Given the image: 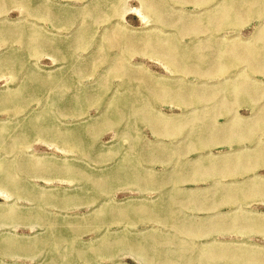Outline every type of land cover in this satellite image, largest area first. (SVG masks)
Here are the masks:
<instances>
[{
	"label": "rangeland",
	"instance_id": "1",
	"mask_svg": "<svg viewBox=\"0 0 264 264\" xmlns=\"http://www.w3.org/2000/svg\"><path fill=\"white\" fill-rule=\"evenodd\" d=\"M102 1L35 0L32 5L40 8L32 13L11 0H0V31H6L5 38L0 34V131L10 128L0 133L8 136H0V264H189L187 260L193 264L196 254L195 262L203 256L207 264H264V230L253 229L247 221L264 220V71L253 72L249 62L227 70L225 62L216 57L219 47L226 50L233 44L243 48L259 43V36H264V15L251 16L242 10L237 26L224 27L218 33L205 26L198 37L193 34L191 38L180 22L206 16L217 18L218 9L229 0H166L161 6L160 22L147 16L141 0H120L118 14L98 20L91 9ZM94 19L97 38L80 45L81 31ZM205 24L204 20L202 25ZM115 34L140 38L178 34L179 44L186 43L184 48L200 49L208 60L203 70H208L196 73L194 62L188 61V71L182 67L175 71V66L145 45L131 51L120 45H100L103 38ZM260 64L264 65V61ZM116 68L127 71L129 82L126 76L117 77ZM233 69L242 72L235 77ZM243 82L252 88V99L234 92L206 98L196 106L191 97L195 91L217 93L224 84ZM163 85L176 88L167 95L162 92L158 101H151L150 89L160 92ZM189 89L192 91L185 93ZM12 96L20 100L16 112L12 110L14 102H9ZM119 99L121 103L125 101V109L117 107ZM136 100L150 101L153 123L134 112ZM196 117L201 119V127L191 123L180 127L179 121L185 118V123L186 118ZM157 124L161 129H155ZM198 128H205L201 143L193 137ZM56 134H70L72 139L65 141ZM134 165L142 169L133 172ZM123 166L125 173L119 172ZM4 167L10 170L9 175L1 173ZM9 182L15 183L14 187ZM96 183L106 186L99 188ZM240 186H246L243 197L238 195ZM169 197L178 203L174 206ZM152 206L175 209L157 213L148 210ZM171 211L176 217L169 221L147 218L156 214L170 216ZM155 240L160 244L156 245ZM216 250L219 258L210 262ZM252 252L257 258L251 257ZM138 253L148 254L143 258Z\"/></svg>",
	"mask_w": 264,
	"mask_h": 264
},
{
	"label": "bare ground",
	"instance_id": "2",
	"mask_svg": "<svg viewBox=\"0 0 264 264\" xmlns=\"http://www.w3.org/2000/svg\"><path fill=\"white\" fill-rule=\"evenodd\" d=\"M13 3H16V4H19V5H22L24 8H25V10L27 11V12H34V11H36V10H38L40 7H39V5H38V7H36V6H34V5H32V1H35V0H11ZM44 1H46V0H44ZM87 1V0H86ZM94 1H97V0H94ZM100 1V0H99ZM102 1V0H101ZM192 1H195V0H192ZM197 1V0H196ZM200 2H205L206 0H199ZM210 1V0H209ZM63 2V1H62ZM65 2V1H64ZM141 2H142V5H143V7L145 8H143L144 9V11L146 10V14H147V16H152V17H155V19L158 21V22H160L161 20H162V12H161V6H163V4L164 3H166V0H141ZM41 3V2H40ZM96 4H97V2H95ZM119 3H120V0H103L100 4H98L97 6L95 5L94 7H93V9H91V13L93 14V17L94 18H97L98 20H99V18H101L102 16H107V17H109V16H112V15H114V13H117L116 11H117V9H119ZM219 3V2H218ZM47 4V3H46ZM56 4V3H55ZM94 4V3H93ZM206 4V3H205ZM86 5V4H85ZM85 5H83V6H85ZM141 5V6H142ZM189 5V4H188ZM40 6H42L41 4H40ZM50 6V5H49ZM53 6V5H52ZM57 6V5H56ZM168 6H169V4H168ZM203 6V5H202ZM212 6V5H211ZM214 6V5H213ZM212 6V7H213ZM64 7V6H63ZM75 7H78V6H75ZM91 8V7H90ZM50 9V8H49ZM211 8H209V10H210ZM23 10V9H22ZM42 10H43V8H42ZM47 10V9H46ZM52 10V9H51ZM57 10V9H56ZM55 10V11H56ZM70 10V9H69ZM71 10H73V9H71ZM179 10V9H178ZM180 10H182V9H180ZM242 10L244 11V12H248L251 16L252 15H262V17H263V15H264V0H229L224 6L222 5L221 6V8L220 9H218V15L216 16L217 18H215V16H210L209 18L206 16V17H203V18H201L200 20H195V21H192V20H188V19H186V20H182V22H180V24H179V26H181V28H182V30L184 31V33H186L188 36H190L191 37V35H195L196 37H198V33L199 32H201L200 30L202 29V28H204L205 26L206 27H208V28H210L212 31H221L224 27H235V26H237V24H239L238 22H237V20H238V18L240 17L239 15L240 14H242ZM2 11V10H1ZM24 11V10H23ZM58 11V10H57ZM88 11V10H87ZM184 11V10H183ZM207 11V9H205V10H203V12H206ZM187 12H189V11H187ZM42 13H44V10H43V12ZM53 13H54V11H53ZM73 13H74V11H73ZM78 13V12H77ZM88 13V12H87ZM186 13V12H185ZM192 13V12H191ZM202 13V12H201ZM76 14V13H75ZM79 14V13H78ZM118 14V13H117ZM144 14V13H143ZM83 15V14H82ZM221 15H223V17L221 16ZM76 16H77V14H76ZM116 16V15H115ZM187 16H190V15H187ZM191 16H194V15H191ZM196 16H197V14H196ZM199 16H201V15H199ZM64 17V16H63ZM71 18H72V16H70ZM87 17V16H86ZM89 17V16H88ZM65 18V17H64ZM113 18V17H112ZM53 19V18H52ZM75 19H77V18H75ZM110 19V18H109ZM108 19V20H109ZM206 19H209L208 21L206 20ZM54 20V19H53ZM68 20V19H67ZM73 20V19H72ZM111 20V19H110ZM205 20V25H202V22ZM64 21V20H63ZM74 21V20H73ZM89 21V20H88ZM102 21V20H101ZM105 21V20H104ZM53 22V21H52ZM56 22V21H55ZM156 22V21H155ZM26 23V22H25ZM29 23V22H28ZM37 23V22H36ZM59 23V22H58ZM64 23V22H63ZM105 23V22H104ZM38 24V23H37ZM96 24H97V21L94 19V20H92L91 22H89V24L87 25V28L85 29V30H82L81 32L82 33H80V36H79V39L81 38V41H79V44L80 45H85L86 43H88L89 42V44H90V41H92V40H94V39H96L97 37H96V35L97 34H95V30H96ZM115 24V23H114ZM162 24V23H161ZM32 25V24H31ZM67 25H69V24H67ZM163 25V24H162ZM2 26V25H1ZM4 26V25H3ZM2 26V27H3ZM36 26V25H35ZM83 26H85V24L83 25ZM107 26V25H106ZM109 26V25H108ZM159 26V25H158ZM26 27H27V25H26ZM80 27V26H79ZM82 27V26H81ZM105 27V26H104ZM167 27V26H166ZM173 27V26H172ZM18 28H20V27H18ZM77 28H78V26H77ZM157 28V27H156ZM2 29H4V28H2ZM27 30H28V28H26ZM76 29V28H75ZM2 31V30H1ZM0 31V32H1ZM30 31V30H29ZM37 31H38V29H37ZM70 31V30H69ZM104 31V30H103ZM224 31V30H223ZM3 32H4V30H3ZM3 32H1L0 34H2V37L3 38H5L4 36L6 35V34H4ZM44 32H46V31H44ZM166 32V31H165ZM178 32H179V29H178ZM211 32V31H210ZM12 33V32H11ZM17 33V32H16ZM15 33V34H16ZM72 33V32H71ZM71 33H70V35H71ZM99 33V32H98ZM216 33H218V32H216ZM7 34H10V31H9V33H7ZM50 34V33H49ZM101 34H102V32H101ZM162 34H163V32H162ZM221 34V33H220ZM29 35V34H28ZM30 35H31V32H30ZM30 35L27 37L28 39H29V37H30ZM66 35V34H65ZM164 35V34H163ZM175 35V34H174ZM200 35H202V34H200ZM205 35V34H204ZM213 35H215V34H213ZM11 36V35H10ZM17 36V35H16ZM45 36V35H44ZM43 36V37H44ZM48 36V35H47ZM177 36H178V34H177ZM177 36H173V35H171V34H167L166 36H165V38H162V37H147V38H140V37H137V36H128V37H126L125 36V34H115V35H111V36H107L106 38H103L102 39V41L100 42V45L102 46H104L105 48H107V47H110L112 44L113 45H120V46H124V47H126L127 48V51H131L132 49H136V47H139V46H147V49H149V50H152V49H155V51L157 52V53H159V55L160 56H162L166 61L165 62H170L171 64H172V66L174 67H176V70L175 71H179V70H182V69H180L181 67L184 69V70H186V71H188V69H189V65H190V63L188 62V61H193L194 62V71L196 72V73H204L205 74V71L206 70H208V68L206 69V70H203V67H206V66H208V60H206V58H205V56H203V54H201L200 53V49L197 47V46H193V47H190V46H187L186 48H184L183 47V45L184 44H186V43H184V42H182V43H184L183 45H180L179 44V37H177ZM216 36H218V35H216ZM215 36V37H216ZM42 37V36H41ZM46 37V36H45ZM101 37H103V36H101ZM213 37V36H212ZM214 37V38H215ZM236 37V36H235ZM48 38V37H47ZM58 38H59V36H58ZM185 38V37H184ZM192 38V37H191ZM206 38V37H205ZM213 38V39H214ZM224 38V37H223ZM227 38V37H226ZM56 39V38H55ZM60 39V38H59ZM101 39V38H100ZM180 39H183V38H180ZM194 39V38H193ZM196 39V38H195ZM202 39V38H201ZM231 39V38H230ZM229 39V40H230ZM253 39V38H252ZM227 40V39H226ZM36 41H38V40H36ZM45 41V40H44ZM56 41H58V39H56ZM198 41V40H197ZM25 42H26V40H25ZM46 42V41H45ZM196 42V41H195ZM258 42L259 43H257V44H255V45H249V46H244L243 48H240L239 47V45L238 44H233V46L232 47H229L228 49H226L225 50V48H222V47H219V49H218V51H217V55H216V57L223 63V62H225V65H226V69L228 70V69H232V68H235L237 65H239V64H241V63H248L249 62V66L251 67V69H252V71L253 72H255V71H260V70H262V71H264V65H262V64H260V61H264V36L263 35H261V36H259V39H258ZM23 43V42H22ZM27 43H28V41H27ZM33 43V42H32ZM39 42H37V44H38ZM54 43V42H53ZM53 43H52V45H53ZM94 43V42H93ZM190 43V42H189ZM29 44V43H28ZM44 44V43H43ZM47 44V43H46ZM55 44V43H54ZM63 44V43H62ZM91 44H92V42H91ZM155 44H157V47H155ZM27 45V44H26ZM39 45V44H38ZM41 45V44H40ZM51 45V46H52ZM68 45V44H67ZM23 46H25V45H23ZM28 46V45H27ZM32 46H33V44H32ZM45 45H43L42 47H44ZM64 46V45H63ZM69 46V45H68ZM67 46V47H68ZM71 46V45H70ZM38 47V46H37ZM50 47V46H49ZM62 47V46H61ZM53 48V47H52ZM43 49V48H42ZM54 49V48H53ZM56 49V48H55ZM65 49H67V48H65ZM73 49V48H72ZM94 49V48H93ZM109 49V48H108ZM111 49H112V47H111ZM209 50V49H208ZM225 50V51H224ZM44 51V50H43ZM55 51V50H54ZM105 52H107L106 50H104ZM42 52V51H41ZM149 52V51H148ZM205 52V51H204ZM210 52V51H209ZM11 53V52H10ZM14 53V52H13ZM91 53V52H90ZM126 53V52H125ZM39 54V53H38ZM67 54V53H66ZM75 54V53H74ZM97 54V53H96ZM95 54V55H96ZM117 54V53H116ZM128 54V53H127ZM126 54V55H127ZM76 55V54H75ZM123 55V54H122ZM149 55H151V54H149ZM89 57V56H88ZM124 57V56H123ZM127 57V56H126ZM78 58V57H77ZM82 58V57H81ZM73 59V58H72ZM79 59V58H78ZM91 59V58H90ZM107 59V58H106ZM109 59V58H108ZM107 59V60H108ZM4 60V59H3ZM12 59H10V61H11ZM24 60V59H23ZM126 60V59H125ZM74 61V60H73ZM99 61V60H98ZM106 61V60H105ZM109 61V60H108ZM6 62V61H5ZM5 62H3V63H5ZM12 62V61H11ZM30 63H32V62H30ZM76 63V62H75ZM247 63H246V65H247ZM13 64V63H12ZM100 64V63H99ZM167 64H169V63H167ZM4 65V64H3ZM7 65H8V63H7ZM170 65V64H169ZM20 66V65H19ZM30 66H31V64H30ZM76 66V65H75ZM95 66V65H94ZM138 66V65H137ZM10 68H11V66H9ZM83 67V66H82ZM97 67V66H96ZM95 67V68H96ZM98 67H99V65H98ZM25 68V67H24ZM29 68V67H28ZM237 68V67H236ZM240 68V67H239ZM74 69V68H73ZM97 69V68H96ZM246 69V68H245ZM75 70H76V68H75ZM74 70V72H76ZM11 71H12V69H11ZM10 71V72H11ZM24 71H25V69H24ZM28 71V70H27ZM63 71V70H62ZM70 71V70H69ZM23 72V71H22ZM65 72V71H64ZM93 72V71H92ZM96 72V71H95ZM104 72V71H103ZM232 72H234V69H233V71ZM242 72V71H241ZM240 71H237L236 72V70H235V72L233 73L234 75H235V77H238L239 75H240V73H241ZM249 72V71H248ZM102 73V72H101ZM110 73V72H109ZM112 73V72H111ZM114 73H116L117 74V77H118V75H120L121 77H125L126 76V78H125V81L126 82H129V80L131 79V77L128 75L127 76V71L126 70H124V68H116V72H114ZM178 73V72H177ZM236 73V74H235ZM12 74H13V72H12ZM95 74V73H94ZM180 74H182V73H180ZM185 74V73H184ZM187 74V73H186ZM250 74V73H249ZM36 74H34V76H35ZM38 75V74H37ZM110 75V74H109ZM193 75V74H192ZM31 76V75H30ZM33 76V75H32ZM73 76V75H72ZM75 76V75H74ZM112 76H114V75H112ZM248 76V75H247ZM114 77H116V76H114ZM113 77V78H114ZM180 77H182V75H180ZM210 77V76H209ZM32 78H34V77H32ZM170 78V77H169ZM176 78V77H175ZM224 78V77H223ZM228 78V77H227ZM232 78V77H231ZM37 79H39V78H37ZM97 79V78H96ZM206 79V78H205ZM57 80H58V78H57ZM111 80H112V78H111ZM204 80V79H203ZM229 80V79H228ZM233 80V79H232ZM36 81V80H35ZM39 81V80H38ZM156 81V80H155ZM184 81V80H183ZM224 81H226V80H224ZM98 81H96V83H97ZM133 82V81H132ZM161 84H162V82L161 81H159ZM209 82V81H208ZM52 83V82H51ZM61 83V82H60ZM71 83V82H70ZM135 83H136V81H135ZM134 83V84H135ZM156 83V82H155ZM171 83V82H170ZM26 84V83H25ZM24 84V85H25ZM112 84V83H111ZM129 84V83H128ZM131 84V83H130ZM159 84V83H158ZM71 85V84H70ZM132 85V84H131ZM135 85H137V84H135ZM157 85V84H156ZM170 85V84H169ZM169 85H163L162 86V89H161V91L160 92H157V90L156 89H154V88H151L150 89V94H149V99L151 100V101H158V99L160 98V94L162 93V92H164L162 95H167L168 93H169V91L170 90H173V89H175L176 87H173V86H169ZM172 85V84H171ZM207 85V84H206ZM216 85V84H215ZM28 86H30V85H28ZM87 86V85H86ZM89 86V85H88ZM97 86V85H96ZM127 86V85H126ZM175 86V85H174ZM194 86H196V85H194ZM43 87V86H42ZM51 87V86H50ZM61 87H64V85L63 86H61ZM78 87H80V86H78ZM94 87V86H93ZM100 87V86H99ZM30 88V87H29ZM32 88V87H31ZM37 88V87H36ZM48 88V87H47ZM69 88H71V86L69 87ZM83 88H85V86L83 87ZM33 89V88H32ZM31 89V90H32ZM64 89V88H63ZM63 89H61V90H63ZM86 89H87V87H86ZM102 89V88H101ZM107 89H108V86H107ZM107 89H102L101 91H103V92H106V90ZM59 90V89H58ZM95 90H96V88H95ZM112 90V89H111ZM128 90H129V85H128ZM219 92H217V93H210V94H203V93H200V92H198V91H195L194 92V94H192L191 95V97H192V100H193V102L195 103V105L196 106H198L199 104H201V102L202 101H204L206 98H210V99H208V100H211V99H214L215 97H220L222 94H230V93H234V92H236V93H239L240 95L242 94L243 95V97H245V98H249V99H252V96L250 95L251 93V91H252V88L251 87H249L246 83H242V84H238V83H233L232 85H227V84H224V85H222V87H220L219 89ZM33 91V90H32ZM60 91V90H59ZM59 91L57 92V93H59ZM99 91V90H98ZM122 91V90H121ZM147 91V90H146ZM146 91H145V93H143V94H146ZM175 91V90H174ZM192 90L191 89H189V90H187L185 93H190ZM33 92H35V91H33ZM37 92V91H36ZM65 92V91H64ZM76 92V91H75ZM118 92V91H117ZM67 93V92H66ZM86 93V92H85ZM84 93V94H85ZM147 93H149V92H147ZM28 94H29V92H28ZM35 94V93H34ZM79 94H80V92H79ZM103 94V93H102ZM110 94V93H109ZM121 94V93H120ZM128 94V93H127ZM127 94H125L124 96H126ZM142 94V93H141ZM31 95H32V93H31ZM59 95H60V93H59ZM63 95V94H62ZM7 96H9V95H7ZM20 96V95H19ZM28 96V95H27ZM26 96V97H27ZM36 96V95H35ZM45 96H47V95H45ZM49 96V95H48ZM64 96H65V93H64ZM70 96V95H69ZM83 96V95H82ZM82 96H80V97H82ZM131 96V95H130ZM180 96V95H179ZM4 96H2V98H3ZM16 97H18V96H12V100L11 101H9L10 103H11V105L13 104L12 103V101L14 102V104L15 105H13V109L12 110H14L15 112L19 109L18 107V105H20L18 102L20 101L18 98H16ZM99 97V96H98ZM111 97V96H110ZM119 97V96H118ZM129 97V96H128ZM243 97H241L242 98V100L243 99H245V98H243ZM25 98V97H24ZM23 98V99H24ZM29 98V97H28ZM34 98V97H33ZM32 98V99H33ZM71 98V97H70ZM85 98V97H84ZM113 98V97H112ZM229 98V97H228ZM1 99V98H0ZM4 99H5V97H4ZM6 99H9V97L8 98H6ZM13 99H15V100H13ZM30 99V98H29ZM58 99V98H57ZM64 99V98H63ZM71 99H73V98H71ZM132 99H133V97H132ZM179 100H180V97L178 98ZM232 99V98H231ZM248 99V100H249ZM22 100V99H21ZM26 100V99H25ZM121 99H119V101H120ZM129 100V98L127 99V100H125V101H128ZM167 100V99H166ZM241 100V99H240ZM241 100V101H242ZM61 101H62V99H61ZM65 101V100H64ZM76 101V100H75ZM118 101V100H117ZM124 101V100H123ZM125 101L124 102H122L121 103V101H120V103H119V105H117V107L119 108V107H121V109L122 108H124L125 109ZM154 101V102H155ZM161 101V100H160ZM159 101V102H160ZM175 101V100H174ZM173 101V102H174ZM244 101V100H243ZM45 102V101H44ZM51 102V101H50ZM133 102V101H132ZM145 102V103H144ZM180 102H182V101H180ZM212 102V101H211ZM245 102V101H244ZM7 103V102H6ZM20 103H22V101L20 102ZM26 104H27V102H25ZM54 103V102H53ZM62 103V102H61ZM97 103V102H96ZM110 103V102H109ZM114 103V102H113ZM152 103V102H151ZM158 103V102H157ZM217 103V102H216ZM220 103H222V106L221 107H223L224 106V103L223 102H220ZM252 103V102H251ZM8 104V103H7ZM6 104V105H7ZM47 104V103H46ZM77 104H79V100H78V103ZM87 104H89V103H87ZM111 104V103H110ZM65 105V104H64ZM206 105H208V104H206ZM1 106V105H0ZM2 106H4V105H2ZM9 106H10V104H9ZM185 106V105H184ZM195 106V109H197V107ZM203 106V105H202ZM205 106V105H204ZM5 107V106H4ZM110 107H111V105H110ZM127 107V106H126ZM220 107V108H221ZM22 108V107H21ZM20 108V109H21ZM48 108H49V105H48ZM109 108V107H108ZM127 108H129V105H128V107ZM151 108H152V106H151V104H150V101H140V100H136V103L133 105V108L132 109H134L135 111L134 112H136V114L137 115H139L141 118H142V120H144L145 122H149V123H153V121H155L154 119V115H153V113L151 112ZM202 108V107H201ZM200 108V109H201ZM205 108V107H204ZM256 108V107H255ZM1 109V108H0ZM51 109V108H50ZM57 109H58V107H57ZM114 109V108H113ZM203 109V108H202ZM226 109V108H225ZM224 109V110H225ZM4 110V109H3ZM29 110V109H28ZM111 111V110H110ZM190 111V110H189ZM192 111V110H191ZM197 111V110H196ZM227 111V110H226ZM39 112V111H38ZM38 112H37V114H38ZM55 112V111H54ZM113 112H115L114 110H113ZM123 112V111H122ZM130 112V111H129ZM215 112V111H214ZM30 113V112H29ZM41 113V112H40ZM48 113V112H47ZM56 113V112H55ZM224 113H225V111H224ZM31 114V113H30ZM43 114V113H42ZM49 114V113H48ZM109 114V113H108ZM129 114V113H128ZM44 115V114H43ZM114 115V114H113ZM118 115V114H117ZM20 116V115H19ZM109 116H111V115H109ZM119 116V115H118ZM132 116V115H131ZM198 116V115H197ZM43 118L42 119H44L45 117H46V115H44V116H42ZM192 117V116H191ZM194 117V116H193ZM23 118V117H22ZM28 118V117H27ZM31 118H33V116L31 117ZM29 119V118H28ZM34 119V118H33ZM40 119V118H39ZM41 119V120H42ZM48 119V117L46 118V120ZM120 119V118H119ZM187 119V122H185V123H183L184 122V120H185V118H184V120H182L183 122H181V121H179V124H180V127H183L185 124H189V123H191L192 125L193 124H195L196 126L198 125V126H200V121H201V119L200 118H198V117H196V118H186ZM13 120V119H12ZM45 120V119H44ZM112 120V119H111ZM207 121V120H206ZM21 122H22V120H21ZM41 122V121H40ZM43 122V121H42ZM41 122V123H42ZM144 122V123H145ZM27 123V122H26ZM25 123V124H26ZM115 123V122H114ZM166 122H164V124H165ZM216 123H217V121H216ZM36 124V123H35ZM37 124H38V122H37ZM54 124V123H53ZM80 124V123H79ZM119 124H120V122H119ZM147 124V123H146ZM175 124V122H173L172 123V125H174ZM176 124H178V122H176ZM260 124V123H259ZM261 124H264V123H261ZM40 125V124H39ZM38 125V126H39ZM78 125V124H77ZM116 125H117V123H116ZM166 125V124H165ZM191 125V126H192ZM202 125V124H201ZM42 126V125H41ZM56 126H57V124H56ZM197 126V127H198ZM252 126V125H251ZM250 126V127H251ZM1 127V126H0ZM31 127H32V125H31ZM35 127H37V125L36 126H33V128H34V130L36 129ZM136 127V126H135ZM196 127V128H197ZM201 127V126H200ZM32 128V129H33ZM45 128H47V126L45 127ZM21 129V128H20ZM48 130H50V129H53V131L55 130V128L53 127H51V128H47ZM136 129V128H135ZM155 129L156 130H159V129H161V126L159 127V125L157 124L156 126H155ZM204 129L205 128H198V130H197V134H195L193 137L195 138V140L197 141V142H204V140L202 139L203 137H204V133L205 132H203L204 131ZM10 130V128H3V130L2 131H0V133H2V132H5V131H9ZM29 130H30V128H29ZM39 131L38 132H40V127H39V129H38ZM47 130V132H49ZM42 131V130H41ZM57 131H58V129H57ZM61 131V130H60ZM85 131V130H84ZM196 131V130H195ZM37 132V133H38ZM43 132V131H42ZM64 132H65V130H64ZM44 133V132H43ZM51 133V132H50ZM59 132H57V134H58ZM133 133V132H132ZM45 134H46V132H45ZM49 134V133H48ZM56 134V137L57 138H64L65 139V141H68V139H72L70 136V134L67 136V134H65V135H57ZM62 134H63V131H62ZM20 135V134H19ZM52 135V134H51ZM189 135V134H188ZM243 135V134H242ZM1 136V135H0ZM5 136L8 138V136L6 135V133L3 135V137L2 138H5ZM87 136V135H86ZM134 136V135H133ZM247 136H248V134H247ZM1 137H0V140H1ZM25 137L26 136H24V139H25ZM36 137V136H35ZM48 137H50V136H48ZM139 137H140V135H139ZM13 138V137H12ZM15 138V137H14ZM13 138V139H14ZM23 138V137H22ZM29 138V137H28ZM55 138V137H54ZM54 138H53V140H54ZM91 138V137H90ZM136 138V137H135ZM192 138V137H191ZM236 138H238V137H236ZM10 139V138H9ZM23 139V140H24ZM64 139H62V140H64ZM80 139V138H79ZM3 140V139H2ZM194 140V141H195ZM6 141V140H5ZM5 141H3L2 143L4 144V142ZM12 141H14V140H12ZM15 141H16V138H15ZM26 141V139L24 140V142ZM134 141V140H133ZM139 141H140V139H139ZM195 141V142H196ZM18 142V141H17ZM79 142H81L80 140H79ZM83 142V141H82ZM138 142V141H137ZM230 142V141H229ZM21 144V143H20ZM77 144H79V143H77ZM17 145H18V143H17ZM82 145V144H81ZM134 146V145H133ZM197 146V145H196ZM205 146V145H204ZM91 148V147H90ZM82 149H83V146H82ZM94 149V148H93ZM92 149V150H93ZM95 150V149H94ZM87 151V150H86ZM133 151V150H132ZM194 151V150H193ZM92 152V151H91ZM116 152H117V150H116ZM127 152V151H126ZM134 152V151H133ZM84 153H86V152H84ZM118 153V152H117ZM124 153V152H123ZM116 154V153H115ZM119 154V153H118ZM83 155V154H82ZM90 155H92L91 153H90ZM117 155V154H116ZM130 155V154H129ZM134 155V154H133ZM3 158V157H2ZM95 158V157H94ZM131 158V157H130ZM134 158V157H133ZM136 158H137V156H136ZM141 158V157H140ZM143 160V159H142ZM145 160V159H144ZM143 160V161H144ZM134 161L135 160H133V163H134ZM4 163V162H3ZM13 163V162H12ZM129 163H130V160H129ZM204 163V162H203ZM2 164V163H1ZM186 164V163H185ZM15 166V165H14ZM189 166V165H188ZM11 167V166H10ZM87 167V166H86ZM126 166H123V167H121L120 168V171L119 172H123V173H125V172H127V171H125L126 170V168H125ZM68 168H70V166L68 167ZM245 168V167H244ZM9 169H11V168H9ZM74 169V168H73ZM89 169V168H88ZM132 169H133V172H139V170H141V169H139L138 167H137V165H134V166H132ZM186 169H187V167H186ZM242 169V171H244L243 170V168H241ZM240 169V170H241ZM84 170V169H83ZM131 170V169H130ZM10 170H8L7 168H5L4 167V169L1 171V173L2 172H4V173H7V172H9ZM14 171V170H13ZM115 171V170H114ZM129 171V170H128ZM183 171V170H182ZM181 171V172H182ZM15 172V171H14ZM73 172V171H72ZM142 172V171H141ZM11 173V172H10ZM71 173V172H70ZM114 173V172H113ZM8 175H9V173H7ZM107 174V173H106ZM120 174V173H119ZM129 174H131V173H129ZM180 174H182V173H180ZM11 175V174H10ZM16 175V174H15ZM110 175H112V173L110 174ZM127 175V174H126ZM5 176V175H4ZM71 176V175H70ZM86 176V175H85ZM85 176H83V177H85ZM129 176V175H128ZM127 176V177H128ZM131 176V175H130ZM129 176V177H130ZM177 176V175H176ZM15 177H18L17 175L15 176ZM75 177V176H74ZM78 177V176H77ZM82 177V176H81ZM88 177V176H87ZM87 177H85V178H87ZM89 177H90V175H89ZM121 177V176H120ZM124 177H125V175H124ZM134 177V176H133ZM178 177H179V175H178ZM1 178H2V176H1ZM9 178V177H8ZM107 178H108V176H107ZM106 178V179H107ZM116 178V177H115ZM114 178V179H115ZM132 178V177H131ZM131 178H129L128 180H130ZM177 178V177H176ZM82 179V178H81ZM111 179V178H110ZM6 180V179H5ZM4 180V181H5ZM12 180L14 181V179L12 178ZM11 180V181H12ZM86 180V179H85ZM90 180V179H89ZM125 180V179H124ZM3 181V182H4ZM9 181V180H8ZM7 181V182H8ZM81 181H83V180H81ZM94 181V180H93ZM105 181V180H104ZM106 181H108V180H106ZM123 181V180H122ZM131 181H134V180H131ZM15 182V181H14ZM21 182V181H20ZM86 182H87V180H86ZM92 182V181H91ZM90 182V183H91ZM124 182V181H123ZM126 182V181H125ZM129 182V181H128ZM127 182V183H128ZM6 183V182H5ZM13 183V182H12ZM12 183H10L9 182V184L10 185H12ZM17 183V182H16ZM134 183H135V181H134ZM133 183V184H134ZM15 184V183H14ZM13 184V185H14ZM20 184H22V183H20ZM107 184H109V183H107ZM120 184V183H119ZM123 184V183H122ZM129 184L130 185H132L133 186V184H131L130 182H129ZM12 185V186H13ZM96 185L99 187V188H101V187H104V186H106V183H96ZM110 185V184H109ZM128 184H126V186H127ZM136 185H138L137 183L135 184V186ZM17 186H19V185H17ZM16 186V187H17ZM88 186V185H87ZM125 186V185H124ZM141 186V185H140ZM164 186V185H163ZM14 187V186H13ZM21 187H23V186H21ZM91 188H92V186H90ZM244 187H246V186H243V187H241L240 186V188L237 190L238 191V195H241L242 193H243V191L245 190V188ZM3 188V187H2ZM11 188V187H10ZM18 189H19V187H17ZM90 188V189H91ZM12 189V191H13V188H11ZM10 190V189H9ZM14 190H16V188L14 189ZM79 190V189H78ZM107 190V189H106ZM17 191V190H16ZM97 191H98V189H97ZM102 191H103V189H102ZM220 191V190H219ZM18 192V191H17ZM99 192H101V191H99ZM168 192V191H167ZM166 192V193H167ZM21 193V192H20ZM9 194V193H8ZM170 194V193H169ZM218 194V193H217ZM221 194V193H220ZM171 195V194H170ZM169 195V196H170ZM183 195V194H182ZM166 196V195H165ZM176 196H178V195H176ZM185 196H187V195H185ZM242 196V195H241ZM179 197V196H178ZM243 197V196H242ZM168 198V197H167ZM170 198V197H169ZM184 198V197H183ZM185 198H187V197H185ZM184 198V199H185ZM241 198V197H240ZM246 198V197H245ZM93 198H91V200H92ZM170 199H172V204L175 206V203L177 202L178 203V200L177 201H175V199H173V198H170ZM166 200V199H165ZM216 200V199H215ZM240 200V199H239ZM217 201V200H216ZM225 201H226V199H225ZM232 200L231 199H229L228 200V203H230ZM91 202H93V201H91ZM129 202V201H128ZM149 203H150V201H148ZM152 202H154V201H152ZM183 202H184V200H183ZM44 203V202H43ZM234 203V202H233ZM144 204H146V203H144ZM148 204V203H147ZM151 204V203H150ZM166 205H169V204H166ZM224 205V204H223ZM170 206V205H169ZM177 206V205H176ZM179 206V205H178ZM183 205H180V207H182ZM190 206V205H189ZM179 208V207H178ZM164 209H166V210H174L175 208L174 207H172V208H168V207H165V208H160V207H149L148 208V210H150V211H153V210H155L157 213H161V211L162 212H165V210ZM158 211H160V212H158ZM181 211V210H180ZM6 213V212H5ZM153 213V212H152ZM171 213V215L172 214H175V211H171L170 212ZM8 214V213H7ZM156 214V213H155ZM4 214H2V216H3ZM15 215V214H14ZM13 215V216H14ZM113 215V214H112ZM121 215V214H120ZM149 215V214H148ZM164 216V215H162V214H156L155 216H152V215H150L149 217H147V218H155V219H157V220H159V219H166L167 221H169L170 219H173V218H175L176 216L175 215H172V216ZM6 215H4L3 217H5ZM9 216V215H8ZM180 216V215H179ZM7 217V216H6ZM15 217V216H14ZM37 217H40L39 215L37 216ZM114 217H116V216H114ZM122 217V216H121ZM120 217V218H121ZM8 218V217H7ZM11 218H12V215H11ZM16 218V217H15ZM41 218V217H40ZM124 218V217H123ZM180 218H182V217H180ZM247 218V217H246ZM17 219V218H16ZM20 219V218H19ZM99 219V218H98ZM122 219V218H121ZM142 219H144V217L142 218ZM186 219V218H185ZM8 219H6V221H7ZM14 220V219H13ZM101 220V219H100ZM117 220H118V217H117ZM131 220V219H130ZM131 221H133V220H131ZM247 221H250V225H251V227L253 228V229H260V230H264V220L262 221V222H257V221H255V220H253V219H249V220H247ZM10 223H11V221H9ZM16 222V221H15ZM101 222H103V220L101 221ZM100 222V224H102ZM135 222V221H134ZM162 222V221H161ZM175 222H176V220H175ZM7 223V222H6ZM172 224V223H171ZM175 224V223H174ZM173 224V225H174ZM165 225V224H164ZM179 225V224H178ZM173 227V226H172ZM55 228V227H54ZM72 229V228H71ZM175 229V228H174ZM179 229H180V227H179ZM249 230V229H248ZM250 231V230H249ZM179 232H180V230H179ZM253 232V231H252ZM251 232V233H252ZM77 233V232H76ZM210 234V233H209ZM136 237V236H135ZM156 237V236H155ZM63 238V237H62ZM122 238H123V236H122ZM147 238V237H146ZM145 238V239H146ZM154 238V237H153ZM157 238V237H156ZM114 239V238H113ZM113 239L111 240L112 241V243H113ZM120 240H121V238H120ZM124 240H125V238H124ZM127 240V239H126ZM149 240V239H148ZM156 240H158V239H156ZM155 240V241H156ZM160 240V239H159ZM109 241V240H108ZM128 241V240H127ZM115 242V241H114ZM129 242V241H128ZM150 242V241H149ZM151 242H152V240H151ZM165 242V241H164ZM163 242V243H164ZM167 242V241H166ZM165 242V243H166ZM169 242V241H168ZM172 242V241H171ZM111 243V244H112ZM125 243V242H124ZM147 242H145V244H146ZM153 243H155V242H153ZM173 243V242H172ZM171 243V244H172ZM129 244V243H128ZM156 245H158V244H160V243H157V241H156V243H155ZM174 244H176V242H174ZM104 245V244H103ZM149 245H150V243H149ZM165 245V244H164ZM119 246V245H118ZM167 246V245H166ZM173 246V245H172ZM104 247V246H103ZM114 247H115V245H114ZM122 247V246H121ZM153 247V246H152ZM157 247V246H156ZM203 247V246H202ZM206 247V246H205ZM109 248V247H108ZM116 248V247H115ZM140 248L142 249L143 248V244H142V242H141V244H140ZM160 248V247H159ZM164 248H165V246H164ZM167 248H168V246H167ZM175 248H177V247H175ZM109 249H111V248H109ZM125 249V248H124ZM148 250V249H147ZM164 250H166V249H164ZM177 250V249H176ZM191 250H192V248H191ZM201 250V249H200ZM102 251H104V253H105V251L106 250H104L103 248H102ZM158 251V250H157ZM161 251V250H160ZM160 251L158 252V253H160ZM172 251V250H171ZM199 251V250H198ZM1 252V251H0ZM145 252V251H144ZM147 252V251H146ZM149 252V251H148ZM153 252V251H152ZM190 252V251H189ZM201 252H203V251H201ZM215 252V251H214ZM98 253H99V251H98ZM97 253V254H98ZM107 253H109V252H107ZM157 253V252H156ZM168 253H170L169 251H168ZM177 253V252H176ZM175 253V254H176ZM184 253V252H183ZM145 256L148 254H146V253H143ZM142 254V255H143ZM150 254H151V252H150ZM161 254V253H160ZM173 254V253H172ZM107 255V254H106ZM138 255H140V256H142L141 254H139L138 253ZM153 255V254H152ZM179 255V254H178ZM197 255V254H196ZM194 256L195 257V260H196V257H198V256ZM252 255L253 256H251V257H253V258H257V256H256V254L255 253H253L252 252ZM69 256V255H68ZM158 256V255H157ZM218 256V253H217V250H216V252H215V254H213L212 256H210V257H212L211 258V261L210 262H213L212 260H216V259H218L219 257H217ZM72 257V256H71ZM95 257V256H94ZM143 257V256H142ZM154 257V256H153ZM160 257V256H159ZM172 257V256H171ZM144 258V257H143ZM147 258H149V257H147ZM163 258V257H162ZM166 258V257H165ZM164 258V259H165ZM208 257H206V259H207ZM225 258V257H224ZM169 259V258H168ZM204 259V257L203 256H201V258H200V260L199 261H196L195 262V260H193L194 262H193V264H207L206 263V261L205 260H203ZM175 260V259H174ZM183 260V259H182ZM186 260V259H185ZM222 260V259H221ZM156 261H158V260H156ZM169 261H170V259H169ZM168 261V263H170ZM178 261V260H177ZM165 262H166V260H165ZM171 262H173L172 261V259H171ZM186 262H189V264H190V261H186ZM160 263V262H159ZM163 263V262H162ZM192 263V262H191ZM172 264V263H171ZM178 264H179V262H178Z\"/></svg>",
	"mask_w": 264,
	"mask_h": 264
}]
</instances>
